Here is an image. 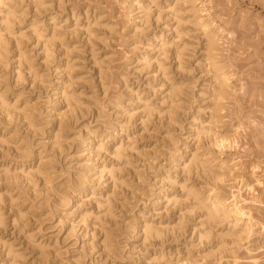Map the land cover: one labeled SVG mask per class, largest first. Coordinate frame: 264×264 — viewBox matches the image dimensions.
Wrapping results in <instances>:
<instances>
[{
  "label": "rangeland",
  "instance_id": "374dc122",
  "mask_svg": "<svg viewBox=\"0 0 264 264\" xmlns=\"http://www.w3.org/2000/svg\"><path fill=\"white\" fill-rule=\"evenodd\" d=\"M260 64L263 0H0V264H264Z\"/></svg>",
  "mask_w": 264,
  "mask_h": 264
},
{
  "label": "bare ground",
  "instance_id": "6f19581e",
  "mask_svg": "<svg viewBox=\"0 0 264 264\" xmlns=\"http://www.w3.org/2000/svg\"><path fill=\"white\" fill-rule=\"evenodd\" d=\"M263 2H264V0H263ZM256 40H257V39H256ZM259 41H261V38H260V40L258 39V42H256V41H255V42L259 44ZM252 43H254V41H253ZM254 44H255V43H254ZM258 44H256V46H257ZM256 63H259V62H256ZM256 63L254 64V66L256 65V67L253 66L251 69H253V68H258V67H257L258 64H256ZM260 65H261V64H260ZM259 67H260V68H261V67L264 68V65H261V66H259ZM263 68H261V70H262ZM254 70H255V69H254ZM257 70H258V69H257ZM257 70H256V71H257ZM222 85L224 86L225 84L222 83ZM254 85H255V84H254ZM223 86L220 87V88L223 89V90H219V94H223V93L225 92ZM255 87H257V86H255ZM257 88H258V87H257ZM247 89H250V88H247ZM254 89L256 90V88H254ZM254 89H253V90H254ZM259 89H260V88H259ZM262 90L264 91V89H262ZM262 90H259V91L262 92ZM250 91H251V90H250ZM250 91H249V94H250ZM259 91H258V92H259ZM255 92H256V91H255ZM255 92H254V96H255V94H256ZM258 92H257V93H258ZM251 93H253V92H251ZM244 94H248V91H247L246 93L244 92ZM249 94H248V95H249ZM261 94H262V93H261ZM246 96H247V95H246ZM251 96H253V94H252ZM254 96H253V97H254ZM243 97H244V95H243ZM261 98H262L261 100H256V98H255L254 101L251 100L250 102L255 103V102L259 101V102H262V103H263V102H264V94L261 95ZM263 105H264V104H263ZM220 209H222V208H219V207H217V206H213V208L210 209V211H209L208 213L211 214V213H213V212H217V211L220 210ZM223 211H225V210L223 209ZM225 212H229V210H227V211H225ZM233 225H235V224H233ZM233 225L231 224V225L229 226V228H231Z\"/></svg>",
  "mask_w": 264,
  "mask_h": 264
}]
</instances>
